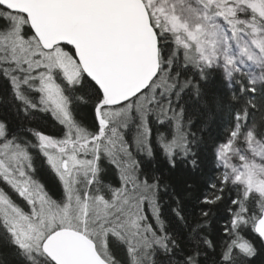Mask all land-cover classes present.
Instances as JSON below:
<instances>
[{"label": "snow or ice", "instance_id": "obj_1", "mask_svg": "<svg viewBox=\"0 0 264 264\" xmlns=\"http://www.w3.org/2000/svg\"><path fill=\"white\" fill-rule=\"evenodd\" d=\"M0 264H264V0H0Z\"/></svg>", "mask_w": 264, "mask_h": 264}]
</instances>
